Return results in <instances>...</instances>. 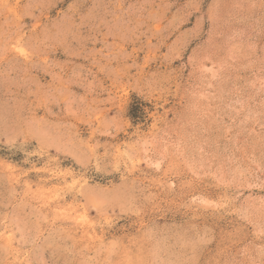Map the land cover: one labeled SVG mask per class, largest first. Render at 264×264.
<instances>
[{"label":"rangeland","instance_id":"rangeland-1","mask_svg":"<svg viewBox=\"0 0 264 264\" xmlns=\"http://www.w3.org/2000/svg\"><path fill=\"white\" fill-rule=\"evenodd\" d=\"M0 264H264V0H0Z\"/></svg>","mask_w":264,"mask_h":264},{"label":"bare ground","instance_id":"bare-ground-1","mask_svg":"<svg viewBox=\"0 0 264 264\" xmlns=\"http://www.w3.org/2000/svg\"><path fill=\"white\" fill-rule=\"evenodd\" d=\"M5 4V3H4ZM7 7V6H6ZM14 9V8H13ZM11 11V10H10ZM15 14V13H14ZM68 176V175H67ZM55 177V176H54ZM59 187V186H58ZM57 185H52L51 187H49V190H47L48 192V198L51 199V201H53L54 198V203L56 208L59 211H68L67 210V205L68 206H72V210H71V215L73 216V218L80 224H82V231L88 232L91 231V233H95V229L92 226L91 222L89 221L88 217L86 216L85 212L82 211L81 209L77 208L76 206H73L72 204H69V202H67L65 200V198H61L58 193H57V189H58ZM61 189V188H60ZM60 191V190H58ZM53 203V202H52ZM56 209V210H57ZM70 212V211H69ZM102 222V221H101Z\"/></svg>","mask_w":264,"mask_h":264}]
</instances>
